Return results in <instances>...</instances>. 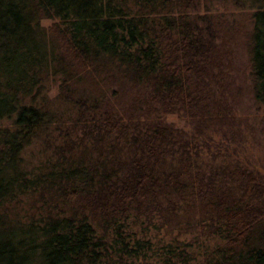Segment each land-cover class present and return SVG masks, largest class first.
I'll use <instances>...</instances> for the list:
<instances>
[{"label": "trees", "instance_id": "1", "mask_svg": "<svg viewBox=\"0 0 264 264\" xmlns=\"http://www.w3.org/2000/svg\"><path fill=\"white\" fill-rule=\"evenodd\" d=\"M246 1L264 103V0ZM193 2L0 0V264H264L263 176L203 162L162 117H234L231 48Z\"/></svg>", "mask_w": 264, "mask_h": 264}, {"label": "rangeland", "instance_id": "2", "mask_svg": "<svg viewBox=\"0 0 264 264\" xmlns=\"http://www.w3.org/2000/svg\"><path fill=\"white\" fill-rule=\"evenodd\" d=\"M251 9L252 6L246 0H196L190 8V12L201 18L199 22L205 19L207 27H216L218 40L227 39L226 43L231 48L230 62L225 69L227 84L223 93L217 92L219 95L224 94L227 99L228 105L223 110L233 113L231 121L221 123L218 120L215 124L203 127L205 131L198 132L194 122L186 114L171 111L162 113V117L180 129H186L191 138L192 135L195 136V140L200 143V151L207 157L203 158V162L207 163L214 159L213 151L218 158L231 155L232 158L239 159L260 173L264 179V103L258 101L252 91L254 80L245 44V31L251 25L249 20ZM41 21L48 23L49 19L42 18ZM54 88L53 85L50 92L55 91ZM132 93L129 90L121 97H117L115 100L117 103L119 101L118 106L121 107L122 104L124 107ZM1 124L7 125V119H2ZM202 137L210 140L209 148ZM30 147L36 151L38 146L32 143ZM226 151L230 154L223 153ZM154 220L157 218L154 217ZM150 225L152 229L153 226ZM161 229L155 226L151 233L154 234L155 230H158L156 233L162 234L164 228Z\"/></svg>", "mask_w": 264, "mask_h": 264}]
</instances>
